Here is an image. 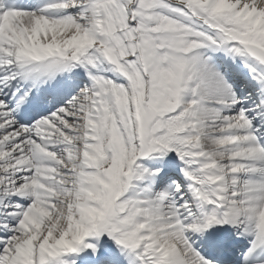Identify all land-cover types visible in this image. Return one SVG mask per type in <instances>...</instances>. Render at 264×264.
<instances>
[{
    "label": "snow or ice",
    "instance_id": "6c2138e0",
    "mask_svg": "<svg viewBox=\"0 0 264 264\" xmlns=\"http://www.w3.org/2000/svg\"><path fill=\"white\" fill-rule=\"evenodd\" d=\"M0 264H264V0H0Z\"/></svg>",
    "mask_w": 264,
    "mask_h": 264
}]
</instances>
